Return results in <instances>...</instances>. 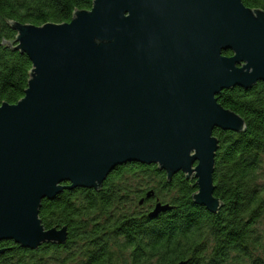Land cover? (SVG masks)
I'll return each mask as SVG.
<instances>
[{
    "label": "water",
    "instance_id": "1",
    "mask_svg": "<svg viewBox=\"0 0 264 264\" xmlns=\"http://www.w3.org/2000/svg\"><path fill=\"white\" fill-rule=\"evenodd\" d=\"M9 24L32 69L24 97L0 105V243L65 244L66 226L42 223L43 201L64 188L100 190L131 162L196 179L194 203L221 211L214 133L243 132L246 121L217 96L264 81L263 9L243 0H94L70 22ZM173 208L158 202L149 216Z\"/></svg>",
    "mask_w": 264,
    "mask_h": 264
},
{
    "label": "trees",
    "instance_id": "2",
    "mask_svg": "<svg viewBox=\"0 0 264 264\" xmlns=\"http://www.w3.org/2000/svg\"><path fill=\"white\" fill-rule=\"evenodd\" d=\"M93 1L0 0V105L24 97L32 69L28 55L13 48L17 33L9 21L66 23ZM243 2L264 10V0ZM217 98L246 121L243 132L214 133L220 212L194 203L196 179L182 172L168 179L157 165L131 162L112 171L100 190L64 188L43 201L42 223L66 226L65 244L32 250L4 241L0 264H264V81L225 89ZM158 202L174 208L151 218Z\"/></svg>",
    "mask_w": 264,
    "mask_h": 264
},
{
    "label": "flooded vegetation",
    "instance_id": "3",
    "mask_svg": "<svg viewBox=\"0 0 264 264\" xmlns=\"http://www.w3.org/2000/svg\"><path fill=\"white\" fill-rule=\"evenodd\" d=\"M141 205H142V204H141ZM153 206H154V205H153ZM153 206H152V207H153ZM152 209H153V208H152ZM152 209H150V210H152Z\"/></svg>",
    "mask_w": 264,
    "mask_h": 264
},
{
    "label": "rangeland",
    "instance_id": "4",
    "mask_svg": "<svg viewBox=\"0 0 264 264\" xmlns=\"http://www.w3.org/2000/svg\"><path fill=\"white\" fill-rule=\"evenodd\" d=\"M262 225H263V224H262ZM262 225H261V226H262Z\"/></svg>",
    "mask_w": 264,
    "mask_h": 264
}]
</instances>
